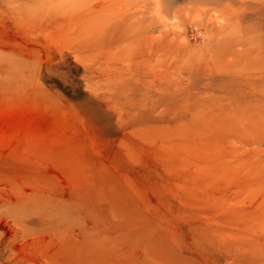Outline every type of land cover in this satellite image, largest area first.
<instances>
[{"label": "rangeland", "instance_id": "1", "mask_svg": "<svg viewBox=\"0 0 264 264\" xmlns=\"http://www.w3.org/2000/svg\"><path fill=\"white\" fill-rule=\"evenodd\" d=\"M0 264H264V0H0Z\"/></svg>", "mask_w": 264, "mask_h": 264}]
</instances>
